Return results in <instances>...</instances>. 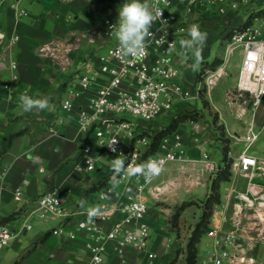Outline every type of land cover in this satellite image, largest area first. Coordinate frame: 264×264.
Listing matches in <instances>:
<instances>
[{
  "label": "crops",
  "instance_id": "0c3cea01",
  "mask_svg": "<svg viewBox=\"0 0 264 264\" xmlns=\"http://www.w3.org/2000/svg\"><path fill=\"white\" fill-rule=\"evenodd\" d=\"M97 2L95 0H0V96L2 97L0 172L5 171L0 178V220L8 223L14 231L19 230L23 224L32 226L30 230L19 234L12 243V248L18 252L14 257L18 255V263L21 264H85L90 258L86 249L87 237L84 234L79 233L75 240H69L64 236L53 235L52 231L62 224L66 225L67 229H74L76 221L86 213V208L99 207L100 191L92 189L105 177L113 174L111 163L104 160L106 153L98 147L94 149L99 159L96 170L84 172L77 169V160L86 141V135L80 133L78 129V106L69 111L61 108V93L66 91L69 95L70 91L75 92L78 89L71 88V77L66 78L77 71L83 72L85 65L84 63L76 68L71 67L72 30L84 13L91 12L97 5L101 7L108 4L120 8L126 0H97ZM207 14L213 19L206 22L207 40L200 62L203 66L209 63L211 48L219 41L217 35L221 29L218 20L234 16L235 20L231 28L237 26L239 24L237 17L241 15V9L227 16L219 15L216 10H210ZM52 49L58 50L57 55L63 60L62 64H52ZM181 51L175 61L183 73L182 81L191 87L197 80V71H193L192 67L195 57L191 52L186 56L182 55ZM72 55L82 57V52L75 50ZM240 65L239 62L230 67L228 76H231L232 89L236 88ZM13 75H17L19 79L13 83L12 91H8L4 89V85L11 81ZM22 94L32 98L47 97L50 105L45 110L34 109L24 112L19 102V96ZM200 103L202 104L201 100L190 99L177 102L175 104L177 109L173 111L177 113L180 109L188 107L200 109ZM216 105L218 106V103ZM255 117V128L259 137L248 152L262 162L264 161V108L261 107L255 113ZM250 120L251 117H248L244 122ZM239 124L240 130H243L244 125ZM188 128L189 126L186 125L185 130ZM228 129L230 133L234 132L229 126ZM187 135L194 134L185 133V137ZM237 138L231 144L230 160L236 159L247 148V144L243 141L244 137ZM191 141L190 139L183 141L185 157L190 159L189 163L194 165L193 170L200 179H202V165L205 166L207 163L204 159L205 154L209 153L210 161L220 167L219 171L225 166L222 161L224 154L219 149L213 150L214 146L204 142L203 139L199 145ZM110 156L108 159L110 161L116 157ZM191 171L186 161L170 162L159 175L160 177L154 178L149 183L148 192L144 193L147 204L151 203L154 206L153 209H149L147 222L150 226L148 249L155 253V257L151 260L145 253L136 251L132 247H126L120 252L116 243L110 242L102 264H172L174 261V264H183L185 262V249L182 252L181 247L185 248L186 245L182 243L183 239L179 238L177 232L167 226V217L155 206L157 200L153 199V196L160 195L158 189L165 190L164 183L173 193L169 196L173 204L191 200L196 196L195 191L199 190V187H194L195 183L187 179L190 175L195 176ZM236 179L238 186L246 182L241 176H237ZM108 186L112 189L111 198L108 199L110 202L123 201L136 192L134 177L127 175L118 186L110 183ZM55 188L58 189V194L63 200V215L42 217L36 212V201ZM228 188L229 184L222 186L223 198ZM17 189L22 191L20 202L15 200ZM81 199L87 202L84 208L80 206ZM237 223L238 220L235 219L234 224ZM253 224L254 222L249 230L243 228L242 230H247L246 234L235 242L233 238L225 237L232 229H229L228 223L222 222L220 214L217 215L210 230L216 231V235H204L198 244V264H212L215 250L229 252L224 264H264V242L256 238L249 240L245 238L250 235L257 236L264 231V227L257 228ZM111 226V223H107L105 230H109ZM47 234L50 237L40 242ZM228 239L232 241L228 243Z\"/></svg>",
  "mask_w": 264,
  "mask_h": 264
},
{
  "label": "built area",
  "instance_id": "2783aa9c",
  "mask_svg": "<svg viewBox=\"0 0 264 264\" xmlns=\"http://www.w3.org/2000/svg\"><path fill=\"white\" fill-rule=\"evenodd\" d=\"M249 0H150L152 5L163 10L162 20L167 21V31L164 45L151 43L146 52L135 58L122 57L118 49V41L114 36L118 21L107 18L104 22L103 39L100 40L101 48L107 46L110 41L113 44L105 53H98L85 62L84 74L79 76L78 89L70 91L69 95L61 102V108L69 111L75 107L78 109V129L86 135L80 157L77 160V169L84 172H94L99 159L95 154V147L104 153L117 156L122 152L127 159L125 164L134 162L142 163L144 153L150 148L152 138L156 132L136 125L129 121L124 115L139 117L140 121L149 122L166 114H173L177 102L187 100L200 101L204 90L208 93L211 86L221 76L220 68L213 74L210 70L202 67L197 72V80L194 85L188 87L182 81V71L176 64V57L180 50V40L188 37V29L197 25L205 32L208 20V11L216 10L221 16H227L241 9V2ZM143 2V0H141ZM252 16V17H251ZM250 24L232 27V37L226 44V58L231 57L239 51L241 65L236 84V92L239 97L249 96L252 100L253 109L257 112L264 108V29H258L252 24L264 22V15H250ZM162 25L158 20L152 26V31L157 38L164 35ZM17 39V38H16ZM175 42L174 49L167 51L168 43ZM221 41V40H220ZM223 41V40H222ZM92 42H96L95 37ZM210 75L204 80H198L203 71ZM19 77L13 75L11 81L4 85V89L12 91L13 83ZM2 97L0 96V102ZM80 100L79 102H76ZM158 132V131H157ZM259 133L253 124L250 125L243 141L247 144L236 164L238 172L243 175L255 174L264 176V161H259L249 154V148L257 141ZM112 140H117L115 145L117 151L113 152L107 146ZM185 151L180 134L174 133L166 136L160 143L156 153L149 158L163 161V168L170 162L183 159ZM207 163L205 167L210 172H218L219 166L211 162L208 154H205ZM143 161V162H144ZM257 171V172H255ZM4 172H0V178ZM126 179V174L120 180ZM136 192L129 195L123 201L110 202L102 198V193L110 194L112 189L107 185L99 192L100 216L93 218L91 222L87 213L82 214L76 221L74 229H67L62 224L52 231L53 235L75 240L79 233L87 237L86 249L90 254L85 264H102L107 246L110 242L117 245L120 252L126 247H132L136 251L145 253L149 259L155 257V253L149 251L150 226L147 222L149 212L144 193L150 182H146L143 176L134 177ZM15 200H22V191H15ZM37 209L42 217L48 215L61 216L63 200L55 188L37 199ZM264 207V202L259 203ZM258 217L264 219V212L258 213ZM111 223L109 230L105 225ZM32 228L29 224L14 231L8 223L0 220V249L8 247L10 242L24 231ZM215 236V231L209 232ZM230 238V237H229ZM232 240L228 239V243ZM229 257L227 250L214 253L212 264H224Z\"/></svg>",
  "mask_w": 264,
  "mask_h": 264
},
{
  "label": "rangeland",
  "instance_id": "374dc122",
  "mask_svg": "<svg viewBox=\"0 0 264 264\" xmlns=\"http://www.w3.org/2000/svg\"><path fill=\"white\" fill-rule=\"evenodd\" d=\"M95 2L98 3L97 0H95ZM130 2L129 0H126V3H130ZM97 6L96 8H93L91 12L84 13L81 20L77 23L75 29H73L74 32L73 30L71 32V67L75 66L76 68L79 65L84 64L85 62L89 61L90 58L94 57L97 53L98 55L105 53L106 50L113 44V41H110V43L107 46L101 48V46L98 45V41L100 39L101 40L103 39L102 35L104 31L105 20L107 18H111L113 20L118 21L119 10L121 7L114 8L112 6H109L108 4L107 6H101V7H97ZM254 14L255 15L259 14L262 16L264 15V0H256L254 2L252 0H249L248 2H241V15L237 17L238 20L237 22L239 23L238 25L242 26L243 24L248 23L250 15H254ZM233 17L224 20L215 19L216 21L217 20L219 21L218 23H220L221 31L217 35V39L219 41L213 44L211 48V54L208 57L209 63L208 64L204 63L206 65L204 69L210 70L211 71L210 74H213V72H216L220 68H224V70H222L221 76L218 77V80H215V83L211 86L212 88L210 92L208 93L207 89L204 90V93L201 98L202 104L200 103L199 106L200 109H198L197 107L189 109L188 107L185 109H180L179 112L177 113H174L173 111V114L172 113L169 115L166 114L158 117L153 121L143 122V123L142 121H140L141 119L139 117L130 116V115H124V117L127 118L129 121L134 122L136 125H142L145 128L151 130L152 132H157L167 127L170 121L178 114L184 112L195 114V116H192L194 120L191 118L179 124L176 133L182 136L184 142L186 139L187 140L190 139V141L192 140L193 143L197 145H199L201 139H203L205 140L204 142H208L209 144H212L214 146L213 150L219 149L222 152V154L224 150L228 149L229 152L228 157L231 158L232 157L231 144L233 143V140L236 141L238 139L237 137L239 138L244 137L251 124H253L256 127V122H255L256 111L253 109L251 98L249 96L239 97V95L235 90L236 88L232 89L231 76L230 77L228 76L230 67L235 66L239 62L241 63L242 60L239 51H236V53L231 57L226 58V52H225L226 44L227 42L230 41L232 37L231 26L233 25V20H235V17L234 18ZM211 19L213 18H208V20ZM252 25H254L258 29H264V22L258 23L257 25L256 24H252ZM94 37L97 40L96 43H92V41H90L93 40ZM75 50L82 52V57L80 56L75 57V55H72V52H74ZM57 51L56 50L52 51L53 55L51 58L53 65L54 64L60 65L63 63L61 57L57 55ZM183 52L184 49H182L181 54ZM214 59L215 62L213 63ZM202 67L203 65L200 64L198 71H200ZM206 70L203 71L201 76H198V80L199 79L204 80L210 75L208 72H206ZM78 74L79 76H81L82 74H84V72L81 71ZM70 77H71V88L73 87V89L76 90L79 86L78 85L79 77H76V74H72L71 76H68L66 79H69ZM67 95L68 93L66 91L61 93V102L64 99H66ZM217 103L218 106L216 105ZM231 107L233 108L231 109ZM174 109H177V105L174 106ZM248 117L249 118L251 117V120L245 123L244 121ZM239 123H242L244 125L243 130H240L241 125ZM186 125L189 126V128L187 129L188 131L185 130ZM228 126L234 129L233 133L229 132ZM191 132H193L194 135L191 136L187 135V137H185V133H191ZM110 157L111 156L108 153H106L104 160L111 163L112 160L111 161L108 160ZM181 161H186L192 170L191 172L193 173V175H195V176L190 175L187 179L191 180L192 183L196 184L194 187L197 188L199 187L198 188L199 190L195 191L196 196L193 197L191 200H186L184 202H181L180 204H173V202H171V200L169 199V196L173 193H171V190L168 189V186H166L167 184H164L162 182L163 185L165 186V190L158 189L160 195L157 197L153 196V199L157 200V202L155 201L156 205L155 204L154 205L158 207L167 217V222H168L167 226L172 231L177 232L179 238L183 239L182 243L184 245H187L193 230L201 221V215L205 210H207L208 221L207 224L204 223L203 224L204 226H202L201 228V231L203 232L202 237L204 235H209V232L212 228L211 224L214 221L215 217L219 214L221 215L222 222L228 223L230 225L229 229H232L225 237L233 238L235 242L240 237H242V235L246 234V231L249 230V227L251 226L252 222H254L253 225H255L257 228L264 227V219L258 217V213L264 212V207L259 206L260 202H264L263 175L260 177H256L258 176L256 173L254 175L253 174L243 175L240 172H238V167L236 166V164L239 161V156H238L236 159L231 160L232 162L230 167L229 181L222 183V186L225 184H229V188L228 191L226 192V196L223 198V192L221 186L220 203H215V201H213L212 204L206 205L205 204L206 200L208 199V196L211 193L210 182H212L219 175V173H212L208 171L203 164L201 170L202 179H200L199 176H196L193 170L194 165L189 163L191 161L188 157H185V154L183 159H181ZM224 165H225L224 167H226V163ZM112 175L105 178H110ZM237 176H241V178L246 179L245 184H241V186H238L236 179ZM120 178L121 176L119 177V179ZM147 192H148V188H146L145 190V193ZM189 202H192L193 204L186 207L184 211L180 210L179 212L180 207L185 203H189ZM148 208L153 209L154 206L151 203H149ZM178 212L179 215L178 217H176ZM235 219L238 220L237 224H234ZM243 228L244 229L246 228L247 230L244 231L242 230ZM48 237L50 236H47V238ZM245 238H247L248 240L256 238L258 239V241L264 242V231H261L260 234H257V236L250 235ZM218 242L219 241H217V243ZM12 243L13 241L10 242V245L8 246L9 248L5 247L3 249H0V264H21L18 263L19 260L18 255L14 257L18 252L12 248ZM185 248L181 247V251L183 252V249ZM214 253H217V250H215ZM238 255L239 256L241 255L240 250L238 252ZM226 261L227 260H225V262ZM243 261L244 260L242 259L241 262Z\"/></svg>",
  "mask_w": 264,
  "mask_h": 264
},
{
  "label": "clouds",
  "instance_id": "9594fccd",
  "mask_svg": "<svg viewBox=\"0 0 264 264\" xmlns=\"http://www.w3.org/2000/svg\"><path fill=\"white\" fill-rule=\"evenodd\" d=\"M163 10L152 5L150 0H131L130 3H124L119 10L118 25L115 27L114 36L118 41L117 51L122 57L135 58L146 52L147 47L151 43L164 45L167 43L165 31L166 20H162ZM160 21L162 28L158 31H163L164 35L157 38L156 34L151 30L155 22ZM188 37L180 40L181 48L184 49L182 55H187L189 52L195 57V62L192 65L193 71L199 70V65L202 59V50L207 40V32H202L197 25H192L188 30ZM175 47V42L168 43L167 51L171 52ZM20 106L24 112H30L34 109L45 110L50 105V100L47 97L32 98L27 94L19 96ZM117 140H112L107 146L111 151L116 152L115 145ZM127 157L120 152L112 161L111 169L113 175L110 177L109 183L113 186H118L121 183L119 179L122 175L128 177L143 176L146 182H151L158 177L163 171V161L149 158L148 160L136 164L129 162L125 164ZM102 198L110 199V194L102 193ZM118 195V194H117ZM81 208L87 203L81 199L79 202ZM89 222L93 218L100 216L99 207H88L85 209Z\"/></svg>",
  "mask_w": 264,
  "mask_h": 264
},
{
  "label": "trees",
  "instance_id": "16d2710c",
  "mask_svg": "<svg viewBox=\"0 0 264 264\" xmlns=\"http://www.w3.org/2000/svg\"><path fill=\"white\" fill-rule=\"evenodd\" d=\"M249 24H250V20H248L247 26ZM192 116H195V114H190V113H187V112L178 114L170 121V123H169V125L167 127L163 128L161 131L156 132L155 135H153V136L149 135V137L152 138V142H151L150 148L147 149L145 151V153H144L143 161L148 156L156 153L161 141L166 136L176 133L178 125L181 124L182 122L187 121L188 119H191ZM228 153H229L228 149L224 150V152H223V154H224L223 161L226 163V167H223L222 169H220V171L218 172L219 175L213 180L212 185H211V193L208 196V199L206 200V203H205L206 205L212 204L213 201H215V203H220V200H221L220 188L222 186V183L223 182H227L230 179V167H231V162L232 161L229 159ZM109 180H110V178L103 179L92 190L93 191L102 190L103 188H105L109 184ZM192 204H193L192 202L185 203L184 205H182L180 207L179 212H180V210L184 211L186 207H188V206H190ZM179 212H178L176 217H178ZM207 216H208L207 210H205L203 212V214L201 215V221L198 223L196 228L193 230V232H192V234H191V236L189 238V241H188V243L186 245V248L184 250L185 262L183 264H198V254H199L198 244L201 241V238H202V235H203V232L201 231V228H202V226H204L203 224L204 223L207 224V221H208V219H207L208 217ZM47 236H49V234H47L45 237H43L40 242H43L47 238ZM174 262L172 264H174Z\"/></svg>",
  "mask_w": 264,
  "mask_h": 264
}]
</instances>
